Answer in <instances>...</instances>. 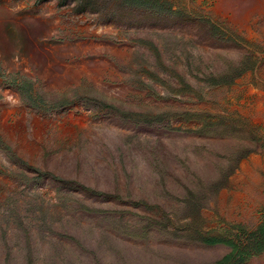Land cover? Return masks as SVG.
I'll use <instances>...</instances> for the list:
<instances>
[{
    "label": "rangeland",
    "instance_id": "1",
    "mask_svg": "<svg viewBox=\"0 0 264 264\" xmlns=\"http://www.w3.org/2000/svg\"><path fill=\"white\" fill-rule=\"evenodd\" d=\"M262 258L264 0H0V264Z\"/></svg>",
    "mask_w": 264,
    "mask_h": 264
},
{
    "label": "bare ground",
    "instance_id": "2",
    "mask_svg": "<svg viewBox=\"0 0 264 264\" xmlns=\"http://www.w3.org/2000/svg\"><path fill=\"white\" fill-rule=\"evenodd\" d=\"M235 195H236L237 200L242 199V196L240 194H235ZM251 264H264V258L254 260Z\"/></svg>",
    "mask_w": 264,
    "mask_h": 264
}]
</instances>
